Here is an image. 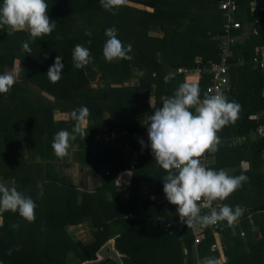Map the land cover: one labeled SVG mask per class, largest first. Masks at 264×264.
Masks as SVG:
<instances>
[{"label":"trees","instance_id":"obj_1","mask_svg":"<svg viewBox=\"0 0 264 264\" xmlns=\"http://www.w3.org/2000/svg\"><path fill=\"white\" fill-rule=\"evenodd\" d=\"M2 2L3 0H0V4ZM46 2L49 6V18L57 22V27L50 35L38 37L33 41L26 31L8 35L6 29L0 30V73L5 69H15L16 75V83L11 91L0 94V177L15 179L17 184L22 183V190H27L28 187L25 185L31 182V170L38 168L32 177L44 178L45 172L42 168L49 169L56 160L61 159L55 155L51 145L58 131L62 129L71 131L73 128L74 110L81 106L89 109L90 114L85 120L88 122L85 130L90 140L88 148L92 144L96 145V142L98 145L100 141L97 140V136L111 134L118 119L116 115L122 113L127 104L130 103L128 106L132 110V115L130 117H127L128 114L124 115L127 119L133 116L134 119L131 118V121L137 120L138 114L150 108L147 96L152 90L139 88L135 91V88L127 85L134 74L142 69L157 71L158 79L153 81L145 79L144 82L155 87L158 103L162 95L172 96L184 79L180 76L167 84L163 81L164 75L181 66L192 68L196 53L203 54V58L208 61L210 58L218 59V43L211 40L208 32L221 36L222 24L226 23L224 13L222 16L219 10L221 0H127L131 5L122 6L115 15L106 11L100 0H46ZM237 3L239 4L240 0H237ZM132 10L137 11L138 15L132 16L130 13ZM257 14L251 16L250 11H247L246 18L237 15L238 20L235 19V15L232 16L235 21L243 24L261 15L260 24L257 25L259 36L251 31L252 36L241 41L239 30L233 31L234 40L237 36L238 42L236 47H233L236 51V60L245 59L247 64L243 69L235 65L231 67L232 82L238 87L239 93L235 92L230 101L234 100L241 105L238 115L245 111L237 127L248 132L256 126L254 122L256 117L253 114L264 112V72H258L257 75V71L249 69L251 68L249 61L256 57L255 49L260 50L261 44H264V14L260 12ZM111 27L117 29L118 39L125 45L131 44L132 52L129 55L134 57L132 60L113 62L105 60L103 55V46L107 40L105 30ZM86 30H91V37L85 35ZM158 30L164 33L163 39L152 34ZM89 40L92 41L91 44H88ZM23 42L29 43L31 53L23 50ZM77 44L90 50L93 57L90 66L100 73L97 88L92 86L85 69H77L73 65L72 52ZM157 53L161 55L158 57ZM58 55L63 58L64 69L62 78L52 83L47 73ZM29 85L36 90H30ZM204 85L202 83L199 86L201 94H204ZM107 112L111 113L108 119L105 118ZM56 114L62 115V120H54ZM233 131L240 133L236 129ZM218 134L220 135V132ZM80 141L85 142L82 138ZM253 149L254 146H246L238 152L242 153V159L252 161ZM257 149L262 151L264 144L258 145ZM26 155L29 158L25 157ZM258 163L256 154L251 165L257 167ZM122 168H127L125 163L124 166L112 170L113 173L109 172L111 178H114L115 173ZM262 180L259 183H263ZM40 221L38 219L29 223L18 213L10 211L0 215V260L4 264H71L76 257L79 264H82L97 260V251L107 241L98 235L94 243L84 248L80 257L73 256L72 254H78V251H71L69 242L64 241L63 246L61 238L47 234L45 229L49 225H39ZM13 224L19 225L18 231L13 230ZM257 224L264 235V221ZM58 225L51 226L56 229ZM150 233V238L163 237L152 227ZM238 241L240 240L235 238L236 243L233 245L229 238L224 249L226 255L231 254L236 259L242 258L243 261L246 259L243 257L253 253L254 264L264 263L261 257L264 251L260 250L256 242L251 241V252H247L243 248V242L240 241L239 244ZM116 242L125 264H172L176 260L174 254L167 251L170 247L162 249L163 256L154 255L152 258L148 248L149 241L142 246L140 241L135 240L136 248L148 251L145 255L122 238ZM17 247L19 251L15 250ZM9 249L13 250L11 255H8ZM60 250L65 252L60 253ZM110 262L116 264L111 260L103 264Z\"/></svg>","mask_w":264,"mask_h":264},{"label":"crops","instance_id":"obj_2","mask_svg":"<svg viewBox=\"0 0 264 264\" xmlns=\"http://www.w3.org/2000/svg\"><path fill=\"white\" fill-rule=\"evenodd\" d=\"M245 3L246 5H243ZM247 11H250L251 16L258 12L264 14V0H240L234 15L246 18ZM130 13H132V16L138 15V12L135 10L130 11ZM221 13L223 16V12ZM250 22L246 21L243 23V28L238 32L241 34V41H245L252 36ZM154 33L160 39L164 38L162 31L158 30V32ZM257 35H260V31H258ZM208 36L211 40L218 43L217 57L219 58L220 44L215 39L216 35L209 31ZM237 43L236 36L234 46ZM262 45L264 44H261V47ZM258 51V48H256V55ZM203 56V54H195L194 66L192 68H195L201 63L218 60L210 58L208 61ZM235 62H237L236 58L233 63ZM249 65L251 66L249 69L257 71V75L258 72L263 73L261 70L254 68L252 64ZM182 68L192 69L190 66H181L176 70H170L164 75L163 81L165 82L166 77ZM180 76H182L184 82L198 84L201 81L200 84H205L204 93H206L205 88L210 84L208 77H200L197 74H190L189 76L181 74L178 75V78ZM158 78L157 71L146 69H142L131 77L127 85L135 88V91L139 88L141 90H152L151 94L147 96V99L151 101L152 105L150 103L149 109L138 114L136 117L137 120L135 121H131V118L134 119L133 116L127 119L132 114L126 117L119 112L116 115L118 119L115 121L111 134L106 136L102 134L98 135L97 140L100 143L97 145L96 142V145L92 144L90 148L86 149L87 157L82 156L85 142H81L78 137L75 143L72 144V148L66 157L56 160L49 169L42 168L45 172L44 178L32 177V174L38 168L30 171L31 182L25 185L28 187L27 190H22L23 184H17L15 179L8 180L0 177V180L10 185L14 184L18 191L30 195L35 200L38 205L36 208L35 222L39 219L41 220L39 225H49L45 229V232L52 234L55 238H61L63 246L64 241L69 242L71 251H78V254L73 253V256L80 257L84 248L94 243L96 236L100 235V237L107 239V241L97 251V261L100 250L109 241H114V248L123 260V254L117 249L116 242L117 239L122 238L130 242L133 248L142 251L144 255L148 251L142 248H136L135 240L140 241L142 246L146 245L149 241L148 248L151 251L150 256L152 258L154 255L163 256L164 250L162 249L164 247H170L167 251L172 252L176 258L175 263L172 264H190L191 262L198 264V260H202L205 256H214L219 260L220 264H225V261L229 258L231 264H254L252 260L253 253H249V255L243 257L246 259L242 261V258L240 260L234 258L231 254L226 255L224 249L226 248V242L228 244L229 238L233 245L236 243L235 238H237V240L243 242V248L247 252H251V241L256 242L260 250L262 249L264 251V235L261 233L257 224L259 221H264V217H262L264 213V202L256 206L257 211L254 210L255 212L248 215L244 213L231 226H228L226 221L220 222L221 228L216 234H211L207 227L199 226L195 227V230L187 228L181 232L165 230L164 224L180 218L176 210L177 206L167 200L163 191L162 178L166 173L155 162L150 146H142L140 143L142 139L145 145H150L147 132V117L154 114L155 107H162V103L160 102L164 98L170 97L168 95H162L158 103L155 87L146 81L144 82L145 79L153 81ZM230 80L235 89L231 95L226 96L229 101L235 92L238 91L239 93L238 87L232 82L231 74ZM147 85H150V89L146 88ZM201 98H203V94H201ZM141 99L143 101L142 96ZM244 113L245 111H243V114L238 115L239 117L237 116L234 122L226 125L220 131V135L218 134L222 140L219 151L214 156L206 153L205 157L202 158L203 161H206V158L210 161V168L216 170L225 169L230 175L234 176H248L249 179L240 188L243 191L250 187L264 188V149L262 151L261 149H257L258 145L264 144V138H259L254 133L258 124H264V112L253 114L256 117L254 121L256 122V126L250 132L246 131V129L239 130L237 127L241 123V117L244 116ZM110 116V112L105 114L106 119L110 118ZM257 117L261 120H258ZM119 119L125 121L120 122ZM87 124V121L84 122L82 127L85 129ZM233 129H236L240 133L234 132ZM246 146H254L252 161L251 159H242V153L240 154L238 152V150ZM90 154L91 158L89 159ZM256 154L259 163L257 167H254L251 163L255 159ZM25 157L28 156L26 155ZM40 163L43 165L42 161ZM124 163L127 168H122L118 173H115L114 178H111L109 172L113 173L112 170L117 169L119 166H124ZM255 180H257L256 183H254ZM260 180L263 183H259ZM38 183L42 185V189L37 186ZM238 191L239 189L231 196L235 195ZM214 203L216 205H223V201H214ZM57 224L59 225L56 231L51 225ZM150 227L155 228L163 237L161 239L150 238ZM195 233H200L203 236L204 242L201 245H195ZM240 241H238L239 244ZM213 244H216L218 247L214 249L212 247ZM64 252V250H60V253ZM236 255L239 256V254ZM261 257L262 262H264V254H261ZM76 258L75 262L71 264H79L78 257ZM109 260L115 262L109 258L98 264H103ZM109 264L112 263L110 262ZM123 264H125L124 260Z\"/></svg>","mask_w":264,"mask_h":264},{"label":"clouds","instance_id":"obj_3","mask_svg":"<svg viewBox=\"0 0 264 264\" xmlns=\"http://www.w3.org/2000/svg\"><path fill=\"white\" fill-rule=\"evenodd\" d=\"M127 0H100L101 6L117 14ZM49 6L46 0H3L0 4V30L8 35L26 31L34 41L38 37L50 35L57 27V22L48 15ZM85 35L91 37V30ZM107 40L103 46L106 61L132 60L131 44L125 45L118 39L117 29L111 27L105 30ZM92 41L89 40L88 44ZM24 51L31 53L28 42L22 43ZM161 54L157 53L159 57ZM63 58L58 55L50 66L47 77L52 83L62 78L64 69ZM73 65L77 69H85L91 65L93 57L90 50L77 44L72 52ZM16 83L15 69H5L0 73V94H7ZM151 103V101H150ZM152 105V103H151ZM241 109L236 101H229L222 93H204L195 83L187 81L179 84L174 94L162 100V107H155L154 114L147 117V132L155 162L164 170L163 191L167 200L177 206V213L182 222L189 228L209 227L218 222L233 225L244 215L245 208L228 204L217 205L210 214H202V208L214 201H225L235 191L243 186L249 178L246 175H230L225 169H213L203 162L205 154L214 156L219 151L222 140L218 133L229 123L234 122ZM194 110V111H193ZM89 109L81 106L72 113L75 121L71 131L62 129L53 138L52 149L58 158L69 154L72 143L77 138L83 140L88 132L82 127L89 116ZM42 189V185H37ZM35 200L18 191L14 184L0 180V215L6 212L18 213L29 223L35 222ZM13 230H19L18 224L12 225ZM15 250L19 251V247ZM8 250V255L12 254ZM198 264H220L214 256H205Z\"/></svg>","mask_w":264,"mask_h":264},{"label":"built area","instance_id":"obj_4","mask_svg":"<svg viewBox=\"0 0 264 264\" xmlns=\"http://www.w3.org/2000/svg\"><path fill=\"white\" fill-rule=\"evenodd\" d=\"M237 4V0H221L219 4V10L224 13L226 23L223 24V35L215 36V39H217L220 44L218 60L210 61L208 63H201L200 65H197L192 69H178L177 72L165 78L166 83L176 80L178 78V75L181 74L188 76L190 74H197L200 77L206 76L210 79V84L205 88L206 93L210 95L216 93H222L224 96L231 95V93L235 89L234 86H232L230 80L231 67L234 64L241 67L247 64V61L245 59H241L240 61L233 63L236 58L235 51L233 50L235 42L233 31L241 30L243 28L242 23L239 21H235V19L232 17L236 11ZM259 22V17H255V19L250 22L251 31H253V33L256 35L258 34L257 25L260 24ZM250 63L254 66V68L264 72V46L260 47L258 54L250 61ZM200 83L201 81H199L197 85L199 86ZM257 119L261 120L258 117ZM254 133L259 138H264V124H258ZM237 138L239 139V137ZM203 162L207 167H209L210 161L207 158L206 161ZM213 207H217L214 202H212L211 205L202 208V214H210ZM164 228L165 230H176L181 232L189 227L179 218L176 221H171L164 224ZM207 228L211 232V234H216L220 230L221 225L220 222H218L216 225H212ZM190 229L195 230V228ZM203 242V236L200 233H195V245H201ZM212 247L216 249L218 246L216 244H213Z\"/></svg>","mask_w":264,"mask_h":264},{"label":"rangeland","instance_id":"obj_5","mask_svg":"<svg viewBox=\"0 0 264 264\" xmlns=\"http://www.w3.org/2000/svg\"><path fill=\"white\" fill-rule=\"evenodd\" d=\"M127 5H131L129 2L126 3ZM125 4V5H126ZM137 8V6H134ZM235 19L238 20L235 16ZM152 34H155V33H152ZM16 76V75H15ZM97 82H94L92 83V86L94 88H97ZM127 83V82H126ZM28 88L30 90H36V88L32 87V86H28ZM130 105L127 104L126 105V108L122 111L123 114H128V115H131L132 113V110L130 108ZM60 118H63L62 115H58L56 114L54 116V120H60ZM85 140V144L83 145V157H87V152H86V149L88 148V144L90 143V140H89V136L84 139ZM91 158V154L89 155V159ZM257 180L254 181V183H256ZM264 202V188H259V187H250L248 188L247 190L243 191L242 189L235 194L233 196H230L229 198H227L225 201H223V204H228L230 206H232L233 208L236 206V205H241L245 208V212L247 215L252 213V212H255L257 211V208L256 206L258 204H261ZM255 210V211H254ZM250 222H252V220H250ZM239 230V229H238ZM258 232V230H256ZM248 233H250L249 230H247ZM72 262H75V260H72ZM228 263V264H231V260L230 258L227 259L225 261V264Z\"/></svg>","mask_w":264,"mask_h":264},{"label":"water","instance_id":"obj_6","mask_svg":"<svg viewBox=\"0 0 264 264\" xmlns=\"http://www.w3.org/2000/svg\"><path fill=\"white\" fill-rule=\"evenodd\" d=\"M85 74L91 83L98 81L100 78L99 71L90 65L86 66ZM146 88L150 89V85H147ZM114 246H115L114 241H109L100 250L98 261L96 260V261H92V262H87L85 264H98V263H101L102 261H105L109 258L113 259L117 264H123V260L120 256V254L118 253V251L114 248ZM0 264H4V263L0 260Z\"/></svg>","mask_w":264,"mask_h":264}]
</instances>
